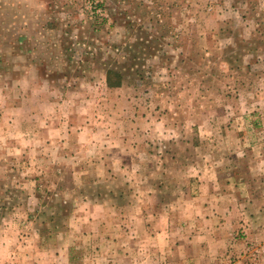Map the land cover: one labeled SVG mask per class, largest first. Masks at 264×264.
Wrapping results in <instances>:
<instances>
[{
    "label": "rangeland",
    "instance_id": "374dc122",
    "mask_svg": "<svg viewBox=\"0 0 264 264\" xmlns=\"http://www.w3.org/2000/svg\"><path fill=\"white\" fill-rule=\"evenodd\" d=\"M43 1L0 0V264H264V0Z\"/></svg>",
    "mask_w": 264,
    "mask_h": 264
},
{
    "label": "crops",
    "instance_id": "0c3cea01",
    "mask_svg": "<svg viewBox=\"0 0 264 264\" xmlns=\"http://www.w3.org/2000/svg\"><path fill=\"white\" fill-rule=\"evenodd\" d=\"M34 3H37V4H35V6L37 7V10L35 11V10H32L31 12L34 14V16H35V20L37 21L38 20V16L40 15V14H44V13H46V10H47V7H46V5L44 4L45 2L43 1V0H34ZM43 3V4H42ZM34 16H33V19H34ZM31 26V25H30ZM30 26H22L21 25V28H23V29H27V28H36V26L35 27H30ZM26 76L25 75H23V78H25ZM215 183H212V187H214L213 185H214ZM244 188V187H243ZM231 195V194H230ZM230 195H229V197L227 198V200H225V203H223V205H224V212L226 213V214H230L231 213V211L233 210V208H234V202H233V200L230 198ZM244 200H247V199H244ZM248 200H252V199H248ZM219 205H217L216 207H218ZM218 212V211H217ZM226 214H224L222 217L220 216H218V223H219V225H220V227H222V226H231L232 228H233V230H234V228H236V224L234 223V221L233 220H231V219H229L228 218V216L226 215ZM251 222H254V218H251ZM240 223V222H239ZM245 224H247V226H248V228H250V229H248V230H250L251 231V224H249V222H247L246 221V223ZM220 229V228H219ZM218 229V230H219ZM264 231V230H263ZM247 233V232H246ZM126 234H127V232H126ZM211 238H213V240H217L218 242H221V238H220V235H219V233H217V232H212L211 234ZM229 236H230V233H229ZM247 238V240L246 241H244V244L247 246V248L249 249L250 248V246H249V244L250 243H252L251 242V240L253 241H258V240H263L264 239V232H262V230L260 229V228H258L257 229V231H256V233L255 232H253V231H251L250 233L248 232V237H246ZM223 241H225L226 242V237H225V235H224V240ZM235 241H238L236 238H235ZM248 241V242H247ZM242 243V242H241ZM243 243H242V245H244ZM262 248H264L263 246H262ZM261 248V249H262ZM116 249H125V250H127L126 248H120V247H117ZM224 250L223 249H220L219 247H217V249L216 250H214L213 251V253H217V254H220L221 252H223ZM226 252H228L229 253V255H232L233 254V251L232 250H226ZM244 252V251H243ZM249 252V251H248ZM227 253V254H228Z\"/></svg>",
    "mask_w": 264,
    "mask_h": 264
}]
</instances>
